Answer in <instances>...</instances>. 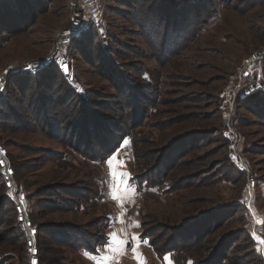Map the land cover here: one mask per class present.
<instances>
[{"label":"rangeland","instance_id":"374dc122","mask_svg":"<svg viewBox=\"0 0 264 264\" xmlns=\"http://www.w3.org/2000/svg\"><path fill=\"white\" fill-rule=\"evenodd\" d=\"M60 55L67 73H13ZM57 66L84 102L61 103ZM0 83V171L30 219L23 232L0 182V264H264V0H0ZM125 137L114 163L136 193L121 205L101 153ZM65 228L129 243L79 251Z\"/></svg>","mask_w":264,"mask_h":264},{"label":"trees","instance_id":"16d2710c","mask_svg":"<svg viewBox=\"0 0 264 264\" xmlns=\"http://www.w3.org/2000/svg\"><path fill=\"white\" fill-rule=\"evenodd\" d=\"M81 31H82V29H81ZM79 35H80V33H78L74 37V39H76ZM100 46L102 47V45H100ZM54 68H56V71H58V73H59L58 79L60 80V86L61 87L59 88L58 92L63 93V94H61V96H62V102L61 103L65 104L66 102L70 101L73 98L77 99L78 101L82 100V102H84L85 101L84 100L85 99V95L83 97V95L78 93V91L76 90L75 86L71 82L70 78H67L65 76V74L63 73V70H61L60 67L58 68V66L54 67ZM45 69H47V67H44L42 69H39V70H36V71H33V72L18 73L17 76L18 77L29 76L31 78H39L41 75H43ZM12 76H15V74H12ZM6 83H7V85H9V80L8 79H7ZM7 92L8 91L6 90L5 93L3 92V94L0 95V99H1V101H0V116L2 118L5 117L6 119H7V116H6L5 113H7V110H9V111L11 110L10 103L6 102L4 100V99L8 98L6 96ZM12 111H15V110H12ZM39 114H40L39 112H36V114H32V118L31 119H32V121H34L35 124H37L39 122V118H40ZM6 119H3L2 121L5 122ZM42 120H43V124H46V118H42ZM0 121H1V118H0ZM54 121H56V122H54ZM60 121H62V120H60L58 118H54L53 122L51 123V125L54 124V123L62 124ZM25 122H29V121H24L22 116L18 119V123L19 124H25ZM44 126H48V124H46ZM54 129H56V128H54ZM58 130H60V129H58ZM118 142H120V140ZM104 144H107V142L105 141ZM101 155H103V157H107V154L104 151L101 153ZM0 182H1L2 185H4L7 188L6 175L4 174V172H1V171H0ZM150 182L151 181L149 179H144V180L142 179V183H146L147 186L149 185ZM16 189L19 190L20 188L18 186H16ZM55 190L57 192H59L60 194L65 193V194H70V195L74 196V194H73L74 193V189H72V191H71V189L66 190V189H59V188H57ZM70 191H71V193H69ZM83 191H85V190L81 189V190H78L77 192L79 194L80 192H83ZM8 193H9V189H8ZM96 194H97V192H93L92 196L96 197ZM70 199H72V198H70ZM7 200H8L9 203H12V205H13V207L15 209V215L18 217L17 219H18V222L20 223V227H21V229H24L22 231L25 232V230H26L25 229V223H24V221H20L19 220V210H18L17 202L15 200H13L12 195L11 196L7 195ZM64 200L67 201V203H69L72 206V208H78L79 205H80L79 201H75V200L73 201V200H69V199H64ZM26 220L30 221V219H29V211L27 212ZM31 225H33L32 222H31ZM39 231L41 232V229ZM67 231H68L67 228L63 229L62 233H60V234H62V235H60V237L69 239V241H71L70 243L74 244V246H76L77 250L86 251V252H90V253H97L98 250H99L98 246H100L102 244H105L104 241L107 238L106 235H104V233H102L100 235V237L96 238V239H95V237L92 238V239L85 238V237H83V235H82L83 233H81V232L80 233H78V232L75 233L74 234L75 236H64L63 232H67ZM54 242L58 243L59 241H58V239H56ZM34 243H35V245L37 244L36 247L38 249V254L39 253L41 254L42 251H44L43 247H44V244H46V240L45 239H39L38 240V236H37V237H34ZM28 245H29V239H28ZM36 256H37V254H36ZM37 258H38V256H37Z\"/></svg>","mask_w":264,"mask_h":264},{"label":"snow or ice","instance_id":"6c2138e0","mask_svg":"<svg viewBox=\"0 0 264 264\" xmlns=\"http://www.w3.org/2000/svg\"><path fill=\"white\" fill-rule=\"evenodd\" d=\"M87 27L88 26H85V31H87ZM81 35H83V33H81ZM62 67H63L65 73H67V71H68L67 65L62 64ZM31 68H32V66L29 65V70H31ZM3 88H4V84L0 83V91H2ZM121 139H122V143L117 142L116 144H103L102 147L104 149V152L107 154V159L103 162L107 163L109 170H110V175H111L112 181H113V183L111 185V189H110V195H111L113 200L120 202L122 205L124 201L130 199V197L132 195H135L136 189L132 184H129L128 180L125 179V177L128 176V173L117 171V167L119 165L114 163L115 161L118 160V156H117L118 151L121 148H123L125 145H129V143H130V140L126 137L121 138ZM2 154H3V149H0V155H2ZM233 159H235V157H233ZM97 162H100V161H97ZM2 163H3V161L0 160V164H2ZM8 195L11 196L12 192L9 191ZM19 199L22 203L24 201V196L21 194L19 196ZM21 219H23V217H21ZM132 226L135 228L140 227L138 222H133ZM139 239L140 238H138L135 235H133L131 237V241H134L136 243H139ZM104 243L109 245L110 250L121 251L124 248V246L129 243V241L126 239H118L116 237L115 233H113V235L111 237V243H109V239H107V238L105 239ZM144 243H147V241H144ZM113 245L115 247H113ZM33 251H35V249H33ZM132 251L134 253L137 251L135 246H133ZM84 254L88 255L87 253H84ZM93 258H95V257H93ZM102 260L105 262V264H107V262L112 260V257L111 256H104L102 258ZM164 260L169 261V256L165 255Z\"/></svg>","mask_w":264,"mask_h":264},{"label":"built area","instance_id":"2783aa9c","mask_svg":"<svg viewBox=\"0 0 264 264\" xmlns=\"http://www.w3.org/2000/svg\"><path fill=\"white\" fill-rule=\"evenodd\" d=\"M75 7H76V9L74 10L75 14H74V17L72 19V27L70 28V30L65 32L64 38L66 37V40H68V38H70L72 36L75 37L79 33L80 27L82 26V10L80 9L79 5H77L76 3H75ZM51 63L57 64L60 67H62V64H66V62L63 59V57L60 55V56H58L56 58H49V59L37 61L36 63L33 62V63L29 64V65L32 66L31 70H29V65H26V66L22 67L21 69L19 68V69L14 70L13 73L33 72V71L42 69L44 67H47ZM244 75H245V77H249L250 74H249L248 71H246ZM251 79H252L253 83H255L256 81L260 80V79L257 80V78L255 79V77H252ZM252 82H250L249 84H251ZM0 149H3V148H0ZM7 157H8V154L3 149V154L0 155V160L3 161V163L0 164L1 167H5L6 166L5 165V160H7ZM12 174H13L12 169H7V177L8 178H6V185H7V187L9 186L8 189H9V191L12 192L13 200H15L17 202V204H18L19 220L20 221H24V219H21V217H23V215L28 212V208H29L28 200H27L26 195L21 190H17L16 187L13 188V186H12V184H13L12 182L13 181H12V178H10ZM21 194L24 196V201L22 203H21V201L19 199V196ZM33 264H37V261L35 260L33 262Z\"/></svg>","mask_w":264,"mask_h":264},{"label":"crops","instance_id":"0c3cea01","mask_svg":"<svg viewBox=\"0 0 264 264\" xmlns=\"http://www.w3.org/2000/svg\"><path fill=\"white\" fill-rule=\"evenodd\" d=\"M100 256L102 257V254Z\"/></svg>","mask_w":264,"mask_h":264}]
</instances>
